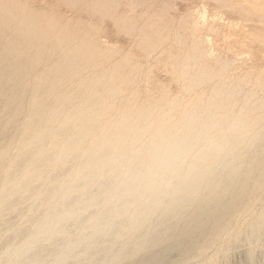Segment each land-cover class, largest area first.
I'll use <instances>...</instances> for the list:
<instances>
[{
    "label": "bare ground",
    "instance_id": "6f19581e",
    "mask_svg": "<svg viewBox=\"0 0 264 264\" xmlns=\"http://www.w3.org/2000/svg\"><path fill=\"white\" fill-rule=\"evenodd\" d=\"M68 1L69 0H67V2ZM71 1H73V0H71ZM63 2H65V1H63ZM74 2L75 3L71 2L70 4L73 3V5H74L79 1L74 0ZM106 2L108 3V0H106ZM112 2L113 1H111V4H112ZM8 3L9 2L7 1L6 2L7 6H8ZM259 3H260V6L258 9H253V11H251L250 9L249 10L254 14H259V15L264 14V0H260ZM65 4L70 5L69 3H65ZM103 4L106 5V3H102V5ZM0 5L2 6V4H0ZM1 6H0V10H2ZM94 6L97 7L96 5H94ZM106 6H102V8L105 7L108 9L111 7V6L110 7H106ZM92 7H93V5H92ZM95 7H93V8H95ZM11 8H12V6H11ZM93 8H92V11H93ZM5 9H7V8H5ZM104 9H103V12H104ZM95 10H98V8ZM2 11H4V10H2ZM14 11H16V10H14ZM3 14L6 15L7 13H3ZM113 14H111V15L109 14V16H114ZM5 15L3 16L1 14V16H2V18L0 19V21H2V23H0L1 25L5 24L4 22H7L8 18H11L13 16V15L10 17L7 16V18H4ZM106 15H107V13H106ZM32 16H34V15H32ZM36 17H38V16L36 15ZM260 17H263V16H260ZM27 18H29V17L27 16ZM27 18H24L25 21H29V20H27ZM38 18H40V16ZM116 18L117 17H115L114 19H116ZM126 18L131 19V18L125 17V20H126ZM49 19L50 18H48L47 20H49ZM258 19H259V17H258ZM3 20H6V21L3 22ZM31 20H32V18H31ZM35 20L37 21L38 19L35 18ZM51 21H52V19H51ZM116 21L117 20H115V22ZM9 22H11V21H9ZM9 22H8V24H12ZM16 22H17V20H16ZM30 22L27 24L22 23V25L24 24V26L22 28H20V31L24 30V32L19 33V35L21 34L22 36L19 37V35H17L18 33L15 34V36L17 35L19 37L20 42H21V40L28 39V38L24 39L25 38L24 35L28 34V32H29L28 28H29V30L31 29L32 31H35V29H34L35 25L32 27L31 26L29 27V25L31 23L33 25V23H35V21L31 22V23ZM48 22H50V21H48ZM162 22H163V20H162ZM18 23H20V22H18ZM116 23H118V22H116ZM125 23H127V21ZM125 23H123V24H125ZM41 24H39V25H41ZM48 24H47V26H48ZM165 24H167V23L165 22ZM5 25H7V23ZM184 25H186V24H184ZM184 25H183V27H184ZM16 26H17V24L15 25V27ZM41 26H43V25H41ZM53 26L56 27V25H53ZM133 26H134V24H132V26H130V27L133 28ZM164 26H160V27L162 28ZM6 27H8V26H6ZM6 27L3 26L2 29L0 30V32L2 33V31H4L3 28L5 29ZM15 27H14V29H16ZM125 27H127V29H128L129 26H125ZM156 27H158V26H156ZM39 28H40L39 30L43 31L41 27H39ZM44 28H46V27H44ZM74 29H76V28H74ZM18 30H19V28H18ZM18 30L16 29V32H20ZM53 30H55V29H53ZM124 30H126V28ZM182 30H185V29L183 28ZM32 31H31V33H32ZM44 31H46V30H44ZM44 31H43V33H44ZM75 31L77 32V30H74V32ZM72 32L73 31H71V33ZM14 33H15V31H14ZM60 33L61 32H59L58 34H60ZM141 33H143V32H141ZM34 34H35V32L33 33V36L29 37V38H31L30 40H33L32 37L34 38ZM72 34H74V33H72ZM144 34L147 36H145L143 38H146V37L148 38V35H150L151 33L146 34V32H145ZM53 35H56V34H53ZM66 35L67 34H64V36H66ZM154 35H156V34H154ZM164 35L166 36V34H164ZM39 36L40 35L38 34V37ZM42 36H45L47 38L50 35L45 34V35H41L39 37L40 40L45 41ZM74 36H77V35H74ZM160 36H162V35H160ZM180 36H177V37L180 39L182 37V36L181 37ZM38 37H35V38H38ZM61 37L62 36H60V38ZM67 37H69V36L67 35ZM17 38H16V40H18ZM51 38H52L51 42H54V43H56V41H58L60 39V38H57V40L55 41L54 39L56 38V36H55V38H53V37H51ZM70 38H68V39H70ZM174 38L176 39V37H174ZM47 39H46V41H47ZM12 40H9V42L7 40L5 47H7V49H11L12 51L10 50V52H12V54H13V52L17 53L16 51H19L17 54H19V53L21 54L22 51L20 52V50H21L20 48H22V47H20V45H18V41H17L16 45H18L19 47L15 46V45L14 46L20 50L14 51L13 50L14 48H12L14 46L11 44L12 42L10 43V41H12ZM30 40L28 39L27 41H30ZM160 40H163V39L160 38L158 41H160ZM70 41H71V39H70ZM70 41L68 40L66 42V44H68V42H70ZM151 41L149 42L150 44H151ZM155 41H157V40L155 39ZM195 41L197 42V40H195ZM31 42L32 41H30V43ZM145 42H147V41L145 40ZM196 42H193V43H196ZM8 43L11 44L12 47L10 45H7ZM24 43H26V42L24 41ZM33 43L31 44V46L34 45ZM57 43H59V42H57ZM79 43H81V42H79ZM177 43H178V41H177ZM13 44H15V43L13 42ZM26 44L28 45V43H26ZM60 44L62 45V42ZM66 44L64 45L65 47H66ZM72 44H76V46L79 45L78 43H74V42ZM150 44L148 46H150ZM61 45H59V46H61ZM141 45H143V43ZM153 45H156L155 47H157L156 43H153ZM177 45H179V46L183 45L184 46L183 43L177 44ZM197 45H195V46L197 47ZM9 46L11 48H9ZM35 46H36V44H35ZM51 46H54L52 49L57 47L55 44L52 45V43H51ZM51 46H49V48ZM71 46L72 45H70V46L68 45V47H66V48L68 49ZM73 46H75V45H73ZM82 46H84V45H82ZM28 47H30V46L28 45ZM72 47L70 49H73ZM151 47H152V45H151ZM191 47H193V46H191ZM23 48H22V50H23ZM44 48H45V46H44ZM66 48H65V50H67ZM95 48L97 50V47H95ZM146 48H148V47H145V49ZM4 49H6V48H4ZM59 49H61V48H59ZM70 49H68V50H70ZM83 49H84L83 53H85V54H87V53L92 54L93 53L92 49L90 48V45L88 46L86 44V47ZM149 49H151V48H149ZM8 51H6V52L9 53ZM24 51H28V49L26 50V48H25ZM42 51H43V49L41 50V52ZM59 51H57L58 54H59ZM61 51H60V54H61ZM75 51L76 50L74 48V51H71L70 53L65 52L66 54L69 53L68 55H65V56H67V60L64 61V62L67 61V63L69 64L68 67L66 66L68 69L58 70V71L53 69L56 72L55 71L52 72L53 74H50L47 72L49 75L46 72H43V75H44V73H46V76H39L38 81L36 79L37 86L35 85L36 89L33 90L35 92H33V94H32L33 96L31 95V97H30L31 100L29 99L31 102V105L29 104L30 107H28V105H27L28 110L30 108L29 114L26 112V114H28V116L24 120H22V123L20 122L19 124H17V122L15 124V121H16L15 119H17V117H16L17 114H18V117H20L21 115H19V113L21 114V111H23V110H21L18 113V111L20 109H22L20 107V104L17 103L18 98H19L17 95L20 96V93L19 94L16 93V95H15V93H13V92H17L18 90L25 88L22 85V82L25 81V80H23V79H25L23 77H25L26 74L30 76L31 71L29 72L27 70L30 69L31 66L30 67L26 66L28 68L24 69V67L20 66L22 64L17 65V66L12 65V64H16V61L18 63V60H17L18 57L14 61V63L11 61V60H14V58H16L15 56H17V55L14 54L15 56L12 58L9 54L6 55L5 50L3 52H1L2 55L0 53V56H2V57L7 56V57H5L4 60H8V59L10 60L9 57H11V60H10V63L12 62L11 64L9 63V61H7L8 63L5 61L6 64L3 63L4 60L2 63L0 62V65L3 64V66H2L3 69L8 68L7 69L8 74L11 73V70L9 72V64H10V66L12 65L11 66L12 68H14V66H16L17 67V69L15 68L16 71H18V68L20 66V67H22L21 68L22 70L27 72V73L24 72L25 76L22 73V77L17 78V79L22 78L21 83L15 82L16 84H14L13 83L14 80H12L13 88H12V86H10L12 89L10 90V87H9V92H7L8 94L2 95L3 97L5 95V97H4L5 98V101H4L5 104H4V108H3L4 111L0 112V264H121V263H124L125 260H128L130 258L133 259V258H137V257H138V259L129 260V262H127V264H159L160 262H163L162 260L168 258V256H170V254H172L173 252L179 253L183 258H190L191 256H193L195 254L199 255L202 251H204V245L203 246L199 245L198 247L196 245H194V243H192V242L194 241V239L196 237L203 235V236H207L209 238V240L216 242L220 239L222 233L225 232L224 230H226V228L222 229L226 225L222 224L223 227H221V225L219 224L220 220L219 221L217 220V215H213V213H214L213 211H208L210 209H208L207 207L211 204V202L215 203V201L217 202V199H219L217 203H219L221 205V207L219 206V204L216 203V206H219L220 208L216 207L218 209H215V210H218V212H217V213H219L218 215H222L223 212L230 210V208H232V207L237 206L236 204L240 203V200L241 201L246 200V198L248 197L249 194H251L249 196H252L253 195L252 193H254V190H252L253 191L252 192L250 190L251 189L250 188L249 190L252 193H248V191H246V193H248L247 196L244 197V195H242V193L245 194V191L243 192L242 189L245 190L246 188H248V186L250 187L251 183L249 184L247 181L253 177L250 178L249 177L250 175L245 177L244 175L247 174L246 173L247 171L245 172L243 170H242L243 176L246 179H244L241 172H240V174L242 177H240V175L237 177L239 167L236 168L238 166V164L235 163L236 166H234V162H235V159L238 157V155L240 153H242V151L248 152L247 151L248 149L245 148L246 149L245 150L242 146L244 145L243 142H245L246 139L248 138V137L246 138L247 132L252 128V126H253L252 122H254L255 119L253 121L251 120L252 122L251 121H244V120L242 121L240 118V117H242V115L239 118L238 117L236 118L233 115L234 120L230 121V117H232V116L229 117V116L220 115V116H222V118H219L218 120H216L217 119L216 117L218 116V114H217L218 112L216 110H215V112H213L212 111L213 109L211 110V107H210V109L208 108V110H210V111L208 113H206V115H204V116H201L200 114H199L200 116H196V115H198V114H196V112L194 115V111H193L194 108H193L191 110L193 112L192 113L193 115L192 114L187 115L186 113H189L190 111L183 109L184 111H186V113H183V111L181 110L183 115L180 116L182 114V113H180V115L178 117H181V119L179 121L174 120L175 122L177 121L175 124L170 125V126H166L163 122V124H161L159 126V124L157 125V123L149 124L150 117H151L149 112L152 110V108H154V107H152L153 104L152 105L150 104V107H152V108L149 107L150 110L148 108L146 110L141 109L140 111H138V109H136L137 111H130V110H132V109H130L129 111L124 112L123 114L120 113L121 115H119V116H117L118 114L115 116L114 115L111 116L110 114H112V113H109V115L111 117H116V116L117 117L114 118L111 122H110V120H108L110 122L108 124H106L104 122L108 126L103 127L101 125V122H100L101 119L99 120V118L102 115H105L104 112L106 111V109L107 110H108V108L111 109L112 106L107 107L108 104H106V106L105 105L104 106L107 108L104 109L103 108L104 106H102V105L105 102H103L104 98L102 96L107 95V94L104 95L103 93H105V92L109 93V92H107L106 89H109L111 91L113 89L112 88L113 86H109L110 85L109 84L108 87L106 89H104L105 92L103 91V93H101V91H102L101 89L105 88L104 86H106L105 83H104L105 85L102 83L103 86H102V88H99V90H100V91L98 90L99 92H97L98 88L96 89V91L95 90L92 91L93 88H96L97 85H99L101 83L100 82L101 79L96 78V77L104 76V74L100 75L101 69L98 72L99 76L95 77L92 75L94 77L92 80H90L92 82H89L88 84L86 83V85L88 87L92 88L91 90L89 88H87V89H89L88 93L90 91H92L89 94L86 93L88 95L87 97L92 96V94L94 93V96L90 97L89 99L87 98L88 99L87 101L85 99L86 97L84 98L86 102L83 100V98L78 99V98L82 97L81 96L82 94L86 95L84 92V90L86 91V89H84L83 83H82V81H80V85L82 83L81 86H83V88L81 86H79L78 89H80V87H81L83 89V91L77 90V89L75 90L76 91L75 93L80 95V97L77 96V99L82 101V102H80L81 105H78V103H77V106H79V107H75L73 109L72 105L68 106L69 103H71L70 98H73L74 96H76L74 93H73L74 95L71 94L72 97H70L69 95L66 96L64 91H66L68 87L66 88V90H64V88H63L64 86L62 87L63 89L61 88L63 93H61V91H60L61 89H59V92L53 93L55 91L57 85L62 86V84L60 85L58 83L61 82V80L65 76L70 75V76L76 77V75H78V73L85 67V65H87V64H84L82 62L83 59H85V58H83L82 61H80V60L78 61L77 54H76L77 51L76 52ZM148 51H150V50H148ZM37 52H38V50H37ZM79 53H81V52H79ZM189 53H191V52H189ZM3 54H5V55H3ZM52 54H54V53H52ZM60 54L57 56H61ZM22 55H26V52H23ZM40 55L41 54H39L38 56H40ZM177 55L178 54H176L174 56H177ZM198 55H200V54H198ZM94 56L95 55H93V57ZM98 56H99V54H98ZM174 56H170L169 58L174 57ZM2 57L0 59H2ZM23 57L25 58V56H23ZM23 57L21 56V59H24ZM47 57H48V55H47ZM47 57L45 56V58L43 57V59H46ZM31 58L29 59V62H31V60H32L34 63H36V60L34 61ZM58 58H59L58 60H60V57H58ZM61 58H63V56ZM125 58H127V57L125 56ZM176 58L174 57L171 59L177 61ZM21 59H19V62ZM90 59H91V57H90ZM106 59H108V58H106ZM166 59H168V57ZM62 61L63 60H61V62ZM187 61H189V60H187ZM194 61L197 62L200 60L194 59ZM34 63H32V64L34 65ZM86 63H89V62L86 61ZM178 63L181 64V62H178ZM187 63H186V66H187ZM28 64H31V63H28ZM64 64H66V63H63V66H64ZM205 64H207V63H205ZM24 65H27V64H24ZM123 65H124V63H123ZM167 65H168V63H167ZM170 65H171V63H170ZM201 65H202V62H201ZM36 66H38V65H36ZM58 66L60 68V64ZM131 66H133V65H131ZM184 66H185V64H184ZM55 67H57V66L55 65ZM66 67H64V68H66ZM88 67H86V68H88ZM224 67L225 66L223 65V68ZM60 69H62V68H60ZM178 69H179V67H178ZM181 69H182V67H181ZM195 69H198V68H195ZM53 70H51V71H53ZM172 70H175V67L172 68ZM104 71H106V70H103L102 72L104 73ZM117 71L118 70H116V72ZM120 71H122V70H119L118 73H120ZM180 71H182V70H180ZM200 71L199 72L195 71V72L202 73ZM212 71L216 72V69L213 68ZM212 71H210V73L208 72L207 74H212L211 73ZM224 71L225 70L223 69L222 72H224ZM0 72H2V71H0ZM18 72L17 73L15 72V74H18ZM130 72L131 73L133 72L132 74H134L135 71H130ZM171 72H173V71H171ZM108 73H110L109 74L110 76L112 74H115V73L111 74V72H108ZM131 73H129L128 75L131 76L132 75ZM2 74H3V72L0 75L2 77H4L5 72L3 74L4 76ZM19 74H21V73H19ZM19 74H18V76H21ZM82 74H83V72H82ZM194 74H196V73H193L192 75H194ZM214 74H216V73H214ZM220 74H222V73H220ZM11 75H12V78L10 75H9V78L13 79L14 74H11ZM109 75L105 74V77H103V78L106 79V78H108L106 76H109ZM118 75H120V74H118ZM171 75L174 76V74H171ZM192 75H190V78ZM218 75H219V73H218ZM29 76H26V78L27 77L29 78ZM114 76L115 75H113V77ZM220 76L221 75H219V77ZM113 77H112V79H115ZM181 77H183V75ZM192 77H194V76H192ZM258 77H260V76H258ZM7 78L8 77L6 75V78H4V79L6 80ZM78 78L80 79V77L77 76V79ZM90 78H92V77H90ZM90 78L86 79V81L89 80ZM116 78H118V77H116ZM195 78L198 80V82H200L199 79H201V76H196ZM213 78H216V75H214V77H212V80H214ZM11 79H9V80H11ZM70 79L71 78H69V80ZM104 79H102V80H104ZM178 79L180 80V78H178ZM210 79L211 78H209L207 80H210ZM247 79H245V81ZM9 80L7 79V81H4V80L0 79V86L2 87L4 85L3 87H6L8 90L7 85H8ZM15 80H16V77H15ZM181 80H183V79H181ZM256 80H258V79H256ZM120 81H122V80L120 79ZM189 81H191V80H189ZM193 81L194 80H192L191 82H193ZM214 81H212V82H214ZM62 82H64V81H62ZM70 82H71V80H70ZM70 82H68V83L70 84ZM75 82L78 83L77 81H75ZM85 82H84V85H85ZM111 82H112V80H111ZM126 82H128V80ZM195 82H196V80H195ZM204 82L202 81L201 84H204ZM247 82H245V83L248 85ZM72 83H74V79H73ZM113 83H114V81H113ZM209 83H211V81H209ZM19 84H21L23 86V87L20 86L21 87L20 89L18 88V86L17 87L14 86V85H19ZM102 84H100V87ZM118 84H119V81H118ZM126 84L127 83H125L123 85H126ZM186 84H188V83H186ZM237 84L238 83H236V85ZM252 84H254V83H252ZM86 85H85V88H86ZM195 85H198V84L195 83ZM212 85L210 86L211 88H212ZM214 85H216V84L214 83ZM219 85H220V80H219ZM231 85H233V83ZM234 85H235V83H234ZM76 86L78 87V85L75 84L74 88ZM189 86H191V85H189ZM198 86H200V85H198ZM198 86H196V87H198ZM220 86L226 87V85H220ZM239 86L241 87V85H237L238 90H239ZM14 87L18 88V90L17 91L14 90L12 92V90L15 89ZM115 87L118 88L119 85L115 86ZM121 87H123V86L121 85ZM242 87H244V86H242ZM232 88H233V86H232ZM0 89L2 91V88H0ZM25 89L20 90V91H24ZM119 89L121 90L120 87H119ZM188 89H186V91ZM234 89L236 90V87L233 88V91H234ZM210 90H209V92H210ZM213 90H211V91H213ZM219 90L221 91V89L216 88L215 92H214L215 94H217L216 95L217 97L221 94V93L219 94ZM20 91H18V92H20ZM78 91H80V92L78 93ZM114 91L117 92V90H114ZM114 91H112L111 95H108V98L110 96L113 97L112 94L115 95V93H113ZM223 91H221V92H223ZM230 91H232V90L228 89L227 92H230ZM240 91H241V88H240ZM96 92L98 94L101 93L102 95L101 96L99 95V97H96V95H97ZM246 92H244V94ZM4 93H6V91H4ZM80 93H82V94H80ZM214 93H213V95H215ZM224 93H226V90L222 94H224ZM236 93H238V92H236ZM251 93L252 92H250L249 94L251 95ZM240 94H241V92H240ZM256 94H258V93H256ZM22 95H24V94H21V96ZM227 95H229V97L231 96V98H232L231 94L228 93ZM227 95L224 94L222 96H226V99L228 101L229 98ZM21 96H20V98H22ZM235 96L236 95H234V98H235ZM132 97H134V96H132ZM149 97H151V96H149ZM245 98H246V96H245ZM77 99H76V102L78 101ZM107 99H106V101L109 104L114 103V102H112V101H114V100H112L113 98H111L112 101L107 100ZM165 99H163V101ZM221 99H223V98H221ZM239 99H241V98H239ZM251 99H253V98H251ZM157 100L158 99H155L156 102H157ZM214 100L216 102V99H214ZM214 100H213V102H214ZM223 100H225V98ZM234 100H236V99H234ZM245 100H243V101H245ZM247 100H250V97H247ZM261 100L262 99H259L260 102L264 101V100H262V101ZM131 101L132 100H130L129 102H131ZM205 101H202V102H205ZM126 102H128V100L125 101V103ZM158 102H161V101H158ZM213 102H210L213 104L211 106H212V108H216L218 106V103H213ZM254 102L256 103V101H254ZM0 103L3 104L1 101H0ZM22 103H24V102H22ZM147 103H150V102H147ZM220 103L221 102H219L220 107H222L221 105L225 106V104H220ZM232 103H234V102H232ZM235 103L237 104L236 101H235ZM251 103H252V101H251ZM207 104H208V102H207ZM258 104L260 105V103H258ZM261 104H263V102ZM74 105L76 106V104H74ZM110 105H113V104H110ZM123 105H124V103H123ZM123 105H121V106H123ZM125 105H127V103ZM193 105L194 104H192L191 106L193 107ZM195 105H198V104H195ZM248 105H249V102L247 104V107H251ZM253 105L256 106L257 104H253ZM22 106H23V104H22ZM99 106H102L101 108H99L100 112H99V110H95V112H90L93 108L98 109ZM121 106H119V107H121ZM177 106H175L174 108H176ZM239 106L237 109H239ZM67 107L69 109L70 108H72V109L66 110ZM115 107H117V106L114 105L113 109L119 111L118 109H120V108L119 107L115 108ZM139 107H140V105H139ZM146 107H148V106H145V108ZM156 107L160 108L157 105H156ZM205 107H207V106L205 105ZM261 107H262V105H261ZM26 108L24 110H26ZM253 108H255V107H253ZM253 108L251 107V109H253ZM56 109H59L60 112H58ZM113 109H111V111ZM217 109L219 110V107ZM225 109H226V107H225ZM259 109L262 110L261 108H258L257 110H259ZM61 110H62V112H61ZM154 110L156 113V108ZM232 110H234V109H232ZM254 110H253V112H254ZM96 111H98V112H96ZM101 111H103V112H101ZM202 111H203V108H202ZM202 111H200V112L202 113ZM229 111H231V110H229ZM243 111H244V109H243ZM112 112H114V111H112ZM165 112L168 113V111H165ZM231 112H233V111H231ZM255 112H257V111H255ZM155 113H154V115H155ZM222 113H225V112H222ZM239 113H242L241 110ZM106 115L108 117V114H106ZM154 115H152V118H153V120L157 121L156 116H154ZM156 115H157V113H156ZM236 115H237V113H236ZM246 115L248 116V114H246ZM243 118H244V116H243ZM262 118L264 119V116ZM153 120H151V121H153ZM160 120H161V118H160ZM261 120L262 119H259V121H260L259 123H261ZM72 123L75 124V127H76V125H78L76 127V129H74V130H72L73 129L72 127H74V125ZM172 123H174V122H172ZM259 123H256V125ZM70 124H71V126L73 125L71 128L69 126ZM155 125L157 126V128H156V130H154V133L152 135L151 134L148 135L149 134L148 130L151 129V127L153 129V127H155ZM8 127L10 128L8 134H3L5 132L4 130H7ZM211 129L212 130L214 129L216 132H218L216 129H219V131L221 129H224V132H227V134H225V135L223 134L226 137L222 136V138H220L218 140H215L216 135L215 136L212 135V136H214L215 141H212V142L215 144V147H213L209 150L207 148V146H204L202 144H203V142H205L203 137H209L208 132ZM252 129H251V132H248L249 133L248 135H250V133L252 135ZM261 130H263V129L258 130L259 132H257V130H256V132L258 134H260L263 132V131L260 132ZM158 133L163 134L166 137H176L178 139L179 143H181L182 145L188 146L189 148H191L192 151H194V155H193L192 151H191L192 154L189 155V156H191V158H190V163L188 164V166L186 165L187 167L183 166V165H185L183 163L186 161V159H183L182 161H177L171 165H166V166H160L159 164H157V162L155 160V156H154L155 148L153 147V145H154V143L159 142L157 139ZM214 133H212V134H214ZM222 133H223V131H222ZM253 134H254L253 135L254 137L257 135V134H255V132ZM251 135L249 136L250 138L252 137ZM145 136H148V138ZM260 136H261V134H260ZM262 137H263V135H262ZM262 137H259L262 139V140L260 139L259 142L264 140ZM210 138H213V137H210ZM250 138H248L247 144H245L244 147L245 146L249 147L248 142H250L252 144L253 139L255 141L258 138V135L255 138H251V139ZM89 139H90V141L87 142V140H89ZM244 139H245V141H244ZM249 139L252 141H250ZM256 142L258 144L262 143V142L259 143L258 141H256ZM86 143H88V147L84 146V144H86ZM257 143L254 142L253 144L256 145ZM13 144H14V146H12ZM200 144H201V146H203V148H199ZM253 144H252V146H253ZM11 146L14 147L13 153H11V152L9 153V150L12 149V148H10ZM83 146H84V148H87V149H85V151H82L83 152L82 153L81 149ZM252 146L250 145V147H252ZM263 149H264V147H263ZM80 152H81V154H80ZM245 155H246V153H245ZM240 156L241 155H239V157ZM227 158L230 161H227V160L224 161ZM241 158L242 157H240L239 159H241ZM253 158H254V156L251 159H253ZM187 159L189 161V157H187ZM241 160L243 161V158ZM247 160H249V159H247ZM255 162L256 161H254V163ZM243 163H245V162H243ZM246 163L248 164V161ZM250 163L253 164V160H251V161L249 160V164ZM262 165H263V163H262ZM249 166H252V165H248V167ZM183 167H186V168H183ZM219 167H220V169H223V170H224V168L226 169V171L224 170L225 171L224 174H223V171L219 170ZM234 167L238 170H236ZM242 168H244V167H242ZM249 169H247V170L251 171L252 167L251 168L249 167ZM244 172L246 174H244ZM263 175H264V173H263ZM239 177L241 178V180H239ZM242 178H243V180H242ZM260 178H262V177H260ZM253 180L251 179V180H249V182L253 181L254 186L257 183H258L257 186H262L258 182L259 180H257V179H253ZM255 180H257V182ZM253 185H252V189H254ZM257 186H255V188ZM235 189H237V190L235 191ZM259 189H256V190L258 191ZM256 190H255V192H256ZM231 191H234V192H232V196L230 197ZM241 195H242V197H240ZM243 197L245 199L242 200L241 198H243ZM248 200L250 201V198ZM219 201H221L223 203L221 204ZM246 202H248V201H246ZM15 205H17L19 208L18 209L14 208ZM246 206H250V203H249V205L247 204ZM13 208L16 210L14 211ZM40 208H43V210H39ZM206 208L208 210H206ZM6 214H8L9 216L14 214L17 217L18 216L22 217L23 223H21V225L20 224L15 225V222L12 220L13 218L12 219L6 218V216H7ZM261 215H262V212H261V214H259V215L257 214V216H255V218H256L255 220H257V221L255 222V226L253 227V233H251V236L253 234L256 236L255 233H259L258 236H262L260 234H264V213L262 216ZM257 217H259V218L257 219ZM210 218H212L213 221H212L211 226L208 225V226H210L208 229L207 224H208ZM221 222H223V221H221ZM251 225H252V222H251ZM249 227H251V226H249ZM249 227H248V229H250ZM248 232H251V230L250 231L248 230ZM248 234L250 236V233H248ZM262 238H263V236H262ZM256 239H257V237H256ZM169 240H170L169 244H167V245L165 244L166 246L164 248H161V245L163 243H165L166 241H169ZM156 248H158V249L160 248L161 250L156 251L155 250ZM142 254H146V255L140 257V255H142ZM210 263H212V262H210ZM212 264H214V263H212Z\"/></svg>",
    "mask_w": 264,
    "mask_h": 264
},
{
    "label": "rangeland",
    "instance_id": "374dc122",
    "mask_svg": "<svg viewBox=\"0 0 264 264\" xmlns=\"http://www.w3.org/2000/svg\"><path fill=\"white\" fill-rule=\"evenodd\" d=\"M7 1L9 2L8 6L6 4ZM63 1H65V2H63ZM63 1L62 0H11V1L10 0H0V4H2V6L1 5L0 6H1L2 10H4V11L0 10V19L2 18L1 14L3 16L5 15L3 13H7L4 18H7V16L10 17L13 15L11 18H8V20L11 22H9L8 20H7V22H4L6 20H3V22L5 24L7 23V25H5V24L1 25L0 24V30L2 29L3 26H5V27L8 26L5 29L3 28L4 31H2V33L0 32V34H1L0 35V53L5 50L6 55L9 54L12 58L15 55H17V56H15L16 58H14V60H11V57H9L13 63L18 57V59H17L18 63L16 61V64H12V65L17 66V65L22 64L20 66L24 67V69L28 68L26 66H29V67L31 66L30 67L31 70L30 69L27 70L29 72L31 71L30 76L26 74V76H29V78L28 77L26 78V76L24 74L25 71L21 69L22 67L19 66V68H18L19 72H18V71H16V69H17L16 66H14V68L11 67L12 65L10 66V64L12 62L10 63L9 59L4 60L5 57H7V56H3V57L0 56V58L2 57V59H0L1 63L3 62V60H4L3 63H5V64L7 61H9V63H10L9 64V72L11 70V73L8 74L7 73L8 68L3 69V67H2L3 64H1L0 65V68H1L0 71H2L3 74L5 72V74H4L5 76L3 74L2 75L4 77H2L0 75L1 76L0 79L7 81V79L9 80L12 78L11 74H14L13 79L9 80V82H8V85H7L8 90L6 87H3L4 85L2 87L0 86V88H2V91L0 89V94H1L0 95V101L3 103V104L0 103V112L4 111L3 110L4 104H5V102H4L5 98L4 97L6 94H8L7 92H9V87L12 86V88H13V83L16 84L15 82H18V83L22 82V78L17 79L19 77H22V73L25 76V77H23V78H25V79H23L25 81L22 82V85L26 89L23 88L25 90L20 91V90H23V89H20L23 86L21 84H19V85H14V86L15 87L18 86V88L20 90H18V88H15V87H14L15 89L12 90V92L14 90L20 91V92H18V91L13 92V93H15V95H16V93L17 94L20 93V96H21V94H24L21 96L23 99L20 98L19 95H17L19 97L17 103L20 104V107L22 108L18 111V113L21 110H23V111H21V114L19 113V115H21L20 117H18V114H17V116H16L17 119H15L16 120L15 124H16V122H17V124H19L20 122L22 123V120H24L28 116L29 111H30V108L28 110V107H30L29 104L31 105V102H30L31 98L30 97L33 94V92H35L33 90L36 89L37 81L39 80V76H46L47 72L50 74H53L52 72H54L55 70L58 71V70L68 69L67 67L69 64L67 63V61L64 62L65 60H67V56H65V55H68L71 51H74V48H75V50L77 51V52L76 51L75 52L77 54L78 61L79 60L82 61V59L85 58V59H83L82 62L84 64H87L89 67L87 65H85V67L82 69L83 71L81 70L78 73V75H76V77L70 76V75L65 76L63 78L64 80L63 79L61 80V82L64 81L65 83L59 82L58 84H60V85L62 84V86L57 85V87L53 93L59 92V89H61L63 86H64L63 87L64 90H66V88L68 87L69 89L67 88L66 91H64V90L63 91L65 92L66 96L69 95L70 97H72L71 94H73V93L76 95L73 98H70L71 103H69V105H68V106L72 105L73 106L72 108L74 109L75 107H79V106H77V103H78V105H81L80 102H82V101L78 100V99L83 98L84 101H85V99L87 101L90 97L94 96V93L92 94V96H90L91 95L90 94L89 95L90 97H87L88 96L87 94L91 93L94 90L96 91L97 88H98L97 92H99L100 91L99 88H102L104 83L106 84V86H104L105 88L101 89L102 90L101 93H103V91L105 92L104 89H106L109 84H110L109 86H113L112 87L113 89L111 91L109 89H106L107 92H109V93H106V92L103 93L104 95L105 94H107V95L102 96L104 98L103 102H105L102 106H104V105L106 106V104H108L107 107L112 106L111 109H113L114 105L117 107L123 105V103H124V105L121 106L122 108L119 107L120 109H118V110L120 112L115 110V109H113L112 111H114V112H112L110 108H108V110H107L106 109L107 107H105V106L103 107L104 109H106V111L104 112L105 115H102L99 118V120L101 119L100 122H101V125L103 127L108 126L106 124L110 123L114 118L123 114L126 111H129L130 109H132L130 111H137L136 109H138V111H140L141 109L146 110L150 107V104L151 105L153 104L152 107H154V108L150 107V108H152V110L149 112L150 116H151L149 124L157 123V125L159 124V126L161 124H163V122L166 126H170V125L175 124L177 121H179L181 119V117H178L180 115V113H182V111H183V113H186V111H184V110L190 111L191 113L190 112L186 113L187 115H190L193 113L191 110L194 108V110H193L194 115L196 112V114H198L196 116H200V115L204 116V115H206V113H208L210 111V110H208V108L210 109V107H211V110L213 109L212 110L213 112H215V110L218 112L217 113L218 116L216 117L217 118L216 120H218L219 118H222V116H220V115L229 116V117L232 116V117H230V121L234 120V117L239 118L241 115H242V117H240V118L242 121L243 120L244 121H251V120L253 121L255 119L254 122L251 121L253 123L252 124L253 129L251 128L252 129V135L250 133V135L252 136L251 138H255L257 135L259 138V137H262V135H263L262 138L264 139V119L262 118L264 116V101H262V100H264V14L259 15V14H254L251 12V11H253V9L259 8L260 0H108V3L106 2V0H76L79 2H77L74 5H73V3H75L74 0L73 1L69 0L68 2H67V0H63ZM70 1L73 3L70 4L71 3ZM111 1H113L112 4H111ZM65 3H69L70 5H67ZM98 3L99 4L101 3V4L99 5ZM102 3H106L107 6L104 4L102 5ZM92 5H93V7H95L94 5H96L97 7L93 8ZM11 6H12V8H11ZM102 6H106V7L111 6V7L107 9L105 7L102 8ZM5 8H7V9H5ZM92 8H93V11H92ZM97 8H98V10H95ZM103 9H104L105 13L103 12ZM14 10H16V11H14ZM106 13H107V15H106ZM109 14L110 15L113 14L114 16H109ZM32 15H34V16H32ZM36 15L38 17L40 16L41 19L36 17ZM254 15L255 16L257 15V16L255 17ZM27 16L29 18H27ZM260 16H263V17H260ZM115 17H117V18L119 17V18L114 19ZM125 17L131 18V19L126 18V20H125ZM258 17H259V19H258ZM24 18H27V20H29V21H25ZM31 18H32V20H31ZM35 18H37L38 20L36 21ZM48 18H50V19L47 20ZM51 19H52V21H51ZM16 20H17V22H16ZM115 20H117L116 22H118V23H116ZM162 20H163V22H162ZM30 21L31 22L35 21V23H33V25H32V23ZM48 21H50V22H48ZM126 21H127V23H125ZM8 22L12 23V24H8ZM18 22H20V23H18ZM29 22L31 23L29 25V27L30 26L32 27L35 25L34 26L35 31H32L31 29L29 30V28H28L29 32H28V34L24 35L25 36L24 39L28 38L30 40L31 38H29V37L33 36V33L35 32L34 38L32 37L33 40H30V41H32L31 43H30V41H27L28 39L21 40V42H20L19 37L22 35L21 34L19 35V33L24 32V30L20 31V28H22L25 23L27 24ZM165 22L168 25L165 24ZM0 23H2V21H0ZM22 23H24V24L22 25ZM123 23H125V24H123ZM16 24H17V26L15 27ZM39 24H41L43 26H41ZM47 24H48V26H47ZM132 24H134L133 28L130 27V26H132ZM184 24H186V25H184ZM53 25H56V27ZM159 25L164 26V27L161 28ZM183 25H184V27H183ZM125 26H129L128 29ZM156 26H158V27H156ZM14 27L17 30L19 28L18 31H20V32H16V29H14ZM39 27H41L43 31L44 30H46V31H44V33H43V31L39 30L40 29ZM44 27H46L47 29ZM74 28H76V29H74ZM125 28H126V30H124ZM183 28L185 30H182ZM53 29H55V30H53ZM74 30H77V32L76 31L74 32ZM14 31H15V33H14ZM31 31H32V33H31ZM71 31H73L72 33H74V34H72ZM59 32H61L60 33L61 35L58 34ZM141 32H143V33H141ZM145 32H146V34L151 33L150 35H148V38L147 37L143 38V37L147 36L144 34ZM16 33H18L17 35H19V37L17 35L15 36ZM38 34L40 36L45 35V34H49L50 36H48L49 38L47 37L48 39L45 36H42L43 39L45 40V41H43V40H40V38H39L40 36L38 37ZM53 34H56V35H53ZM64 34H67L69 37H67V35L64 36ZM154 34H156V35H154ZM164 34H166V36ZM74 35H77V36H74ZM160 35H162V36H160ZM55 36H56V38H55ZM60 36H62V37L60 38ZM177 36H180L181 38L179 39ZM35 37H38V38H35ZM51 37L55 38L54 39L55 41L57 40V38H60V39L58 41H56V43H54V42H51L52 41ZM174 37H176V39ZM16 38L18 40H16ZM68 38H70L71 41ZM160 38L163 39V40H160L161 42L158 41ZM46 39H47V41H46ZM155 39L157 41H155ZM7 40H8V42H9V40H12V41H10V43L12 42L11 44L13 46L15 45V46L19 47L18 45H20V47H22V48L24 47L23 50H22V48H20L21 49L20 50L15 46L12 47L11 44H9V43L7 44V45H10L12 48H14L13 49L14 51L15 50H20V52L22 51L21 54L20 53L17 54L19 51H16L17 53L13 52V54H12V52H10L11 49H7V47H5ZM68 40L70 42H68V44H66V42ZM145 40L147 42H145ZM195 40H197V42ZM17 41H18V45H16ZM24 41L26 43H28V45L30 47H28V45L26 43H24ZM150 41H151V44L149 43ZM177 41H178V43H177ZM13 42L15 44H13ZM57 42H59V43H57ZM61 42H62V45L60 44ZM73 42L78 43L79 44V45H77L78 47L76 46V44H72ZM79 42H81V43H79ZM193 42H196V43H193ZM32 43L34 44L33 46H31ZM51 43H52V45L55 44L57 47L52 49L54 46H51ZM142 43H143V45H141ZM153 43H156L157 47H155L156 45H153ZM182 43L184 44V46L183 45H181V46L177 45V44H182ZM35 44H36V46H35ZM65 44H66V47H68V45L69 46L75 45V46H73V47L71 46L73 49H70L71 47H69L68 49H70L71 50L70 51L64 46ZM86 44L88 46L90 45V48L93 51L92 54L83 53V50H84L83 48L86 47ZM149 44H150V46H148ZM59 45H61V46H59ZM82 45H84V46H82ZM151 45H152V47H151ZM195 45H197V47ZM10 46H9V48H11ZM44 46H45V48H44ZM49 46H51V47L49 48ZM191 46H193V47H191ZM95 47H97V50ZM145 47H148V48L145 49ZM4 48H6V49H4ZM25 48H26V50L28 49V51H24ZM59 48H61V49H59ZM65 48L67 50H65ZM149 48H151V49H149ZM42 49H43V51L41 52ZM37 50H38V52H37ZM59 50L60 51L62 50L61 54H60ZM148 50H150V51H148ZM6 51H8L9 53H7ZM57 51H59V54L61 56H57V55H59L57 53ZM23 52H26V55H22ZM65 52L66 53L69 52V53L66 54ZM79 52H81V53H79ZM189 52H191V53H189ZM52 53H54V54H52ZM39 54H41V55L38 56ZM98 54H99V56H98ZM176 54H178L179 56L178 55H177L178 57L174 56ZM198 54H200V55H198ZM1 55H2V53H1ZM3 55H5V54H3ZM47 55H48V57H47ZM93 55H95L94 56L95 58L93 57ZM21 56L22 57L25 56V58L23 57L24 59H21ZM45 56L47 57L46 58L47 60L43 59V57L45 58ZM62 56H63V58H61ZM125 56L127 58H125ZM170 56H174L175 58L177 57L176 58L177 61L171 59L174 57L169 58ZM58 57H60V60H58L59 59ZM90 57H91V59H90ZM167 57H168V59H166ZM30 58L33 59L34 61L36 60V63H34L32 60H31V62H29ZM106 58H108V59H106ZM19 59H21L20 62H19ZM194 59L200 60V61L195 62ZM61 60H63V61L61 62ZM85 60L89 63H86ZM187 60H189V61H187ZM166 62L168 63V65ZM178 62H181V64H179ZM185 62L186 63L188 62L187 66H186ZM201 62H202V65H201ZM28 63H31V64L34 63V65L32 64L33 65L32 66L31 64H28ZM63 63H66V64H64V66H63ZM123 63H124V65H123ZM170 63L173 67L170 65ZM205 63H207V64H205ZM24 64H27V65H24ZM59 64H60V68H62V69L59 68V66H58ZM184 64H185V66H184ZM36 65H38V66H36ZM55 65L57 67H55ZM131 65H133V66H131ZM223 65L225 66L224 68H223ZM177 66L179 67V69ZM64 67H66V68H64ZM86 67H88V68H86ZM174 67H175L176 71L172 70V68H174ZM181 67H182V69H181ZM194 67L198 68V69H195ZM212 67L216 69V72L212 71L213 70ZM53 69H55V70H53ZM100 69H101L100 75L104 74V76H99L98 72L100 71ZM223 69L225 70L224 72H222ZM51 70H53V71H51ZM103 70H106V71H104V73H103L102 72ZM116 70H118V71L116 72ZM119 70H122V71H120V73H118ZM180 70H182V71H180ZM14 71L16 73L18 72V74L21 73V74H19L21 76H18V74H15ZM130 71H135V72H134V74H132L133 72L131 73ZM171 71H173L174 73ZM195 71H198V72L200 71L202 73H197ZM210 71H212L211 72L212 74H207L208 72L210 73ZM2 72H0V74ZM43 72H46V73H44V75H43ZM82 72H83V74H82ZM108 72H111V74L112 73H115V74H112L110 76L109 75L110 73H108ZM217 72L219 73V75H221L220 77H219ZM25 73H27V72H25ZM117 73L120 75H118ZM129 73H131L132 75L129 76L128 75ZM193 73H196V74L192 75ZM214 73H216V74H214ZM220 73H222L223 75ZM105 74L109 75V76H106V77H108L106 79L103 78V77H105ZM171 74H174V76H172ZM6 75L8 78L5 80L4 78H6ZM9 75L11 76V78H9ZM92 75L95 77L99 76L96 78L101 79L100 84L103 83L101 85V87L99 84V85H97V87L95 86L96 88L92 89L86 85V83L88 84L89 82H92V81H90L94 78ZM113 75H115V76L113 77ZM182 75L184 78L181 77ZM190 75H192L194 77L191 76V78H190ZM214 75H216V78H213L215 81L212 80V77H214ZM77 76L80 77V79L78 78L79 80L77 79ZM196 76H201V79H199L200 82H198V80L195 78ZM258 76H260V77H258ZM15 77H16V80H15ZM90 77H92V78H90ZM112 77L115 79H112ZM116 77H118V78H116ZM69 78H71L70 79L71 82H70ZM88 78H90V79L86 81V79H88ZM178 78H180V80ZM209 78H211V79L207 80ZM36 79H37V81H36ZM73 79H74V83H72ZM102 79H104L105 81ZM110 79L112 80V82ZM120 79L122 81H120ZM181 79H183V80H181ZM245 79H247V80L245 81ZM256 79H258V80H256ZM12 80H14L13 83H12ZM127 80L129 83L126 82ZM189 80H191V81L194 80V81L191 82ZM195 80H196V82H195ZM201 80L203 82L205 81L204 84H201L202 83ZM219 80H220V85H226V87L220 86ZM75 81H77L78 83H76ZM80 81H82L84 89H86V91L84 90L85 94L87 93L86 95L80 93V94H82L81 95L82 97H80L79 94L75 93L76 89L83 91V89H82L83 86H81L82 83L80 85ZM113 81L115 84L113 83ZM118 81H119V84H118ZM209 81H211V83H209ZM212 81H214V82H212ZM68 82H70V84ZM84 82H85L86 88H85ZM245 82H247L248 85ZM125 83H127V84L123 85ZM186 83H188V84H186ZM195 83H197L200 86L195 85ZM214 83L216 85H214ZM232 83H233V85H231ZM234 83H235V85H234ZM236 83H238L237 85H241V87L239 86V90H238ZM252 83H254V84H252ZM75 84L78 85V87L76 86L77 88L76 87L74 88ZM118 85L121 88V90L119 89V87L118 88L115 87ZM121 85L123 87H121ZM189 85H191V86H189ZM211 85H212V88L210 87ZM79 86H81L82 88L80 87V89H78ZM196 86H198V87H196ZM232 86H233V88L236 87V90L234 89V91H233ZM242 86H244V87H242ZM12 88L10 87V90ZM87 88H89L90 90L92 89V91H90L88 93L89 89H87ZM185 88L188 89L189 91L188 90L186 91ZM216 88L221 89V91L224 90L223 92H225V90H226V93H224V94L227 95L229 93L232 95V98H231V96L229 97V95H227L228 98L230 99V100L228 99V101H227L226 96H222L224 94H222L223 92H221L220 90H219V94L221 93L222 95L220 94L221 96L219 95L220 97L219 96L217 97L216 96L217 94L214 93ZM240 88H241V91H240ZM62 89L60 90L61 93H63ZM210 89L211 90L214 89V90L211 91ZM228 89L229 90L231 89L232 91L227 92ZM114 90H117V92ZM209 90H210V92H209ZM4 91H6V93H4ZM112 91H114L113 93H115V95L112 94L113 97H111V96L110 97L113 98L112 100H114V101H112L110 97H109L110 99L108 98V95H111ZM239 91L241 92V94ZM79 92L80 91H78V93ZM236 92H238V93H236ZM244 92H246V93L244 94ZM250 92H252L251 93L252 96L249 94ZM101 93H99V94L97 93L96 97H99V95L101 96L102 95ZM213 93L215 95H213ZM256 93H258V94H256ZM3 94H5L4 97L2 96ZM233 94L236 95L235 98H234ZM77 96H79L80 98L77 99ZM132 96H134L135 98ZM149 96H151V97H149ZM245 96H246V98H245ZM247 97H250V100L252 101V103L250 100H247ZM221 98H223V99L225 98V100H223ZM233 98L236 100H234ZM239 98H241V99H239ZM251 98H253V99H251ZM258 98L262 99L261 101L263 102V104H261L262 102H260ZM76 99L78 100L77 102H76ZM106 99L114 102V103H110L113 105H110L106 101ZM155 99H158L157 102L155 101ZM163 99H165V100L163 101ZM214 99H216V102ZM242 99L243 100L246 99L245 101L247 103L245 101H243ZM127 100H128V102L130 100H132L131 101L132 103L126 102L127 105H125L126 104L125 101H127ZM213 100H214V102H213ZM158 101H161L162 103L158 102ZM202 101H205V102H202ZM235 101L237 102L238 105L235 103ZM254 101H256V103ZM22 102H24V103H22ZM147 102H150V103H147ZM207 102H208V104H207ZM210 102L218 103V106L216 108H212L211 105H213V104ZM219 102H221L220 104H225V106L221 105L223 108L220 107ZM232 102H234V103H232ZM248 102H249L248 106H251L252 108L255 107V108L251 109V107H247ZM203 103L207 107H205V105ZM239 103L241 105L242 104L243 105L241 106ZM258 103H260V105ZM22 104H23V106H22ZM74 104H76V106ZM155 104L157 106H159L160 108L156 107ZM192 104H194L193 107L191 106ZM195 104H198V105H195ZM253 104H257V105L255 106ZM27 105H28V107H27ZM139 105H140V107H139ZM261 105H262V107H261ZM102 106H99L98 109L93 108L90 112H95V110H99V112H100L99 108H101ZM145 106H148V107L145 108ZM175 106H177V107L174 108ZM238 106H239V109L241 110L242 113H239L240 110L237 109ZM117 107H115V108H117ZM218 107H219V110L217 109ZM225 107H226V109H225ZM257 107L261 108L263 111L260 109L257 110L258 109ZM25 108H26V110H24ZM72 108H70V109H72ZM150 108H149V110H150ZM155 108H156L157 115H156L155 110H154ZM202 108H203V111H202ZM67 109L70 110L68 107L66 108V110ZM232 109H234V110H232ZM243 109H244V111H243ZM56 110L58 112H60L59 109H56ZM229 110H231L233 112H231ZM253 110H254V112H253ZM165 111H168V113ZM200 111H202V113ZM255 111H257V112H255ZM26 112L28 114H26ZM61 112H62V110H61ZM96 112H98V111H96ZM101 112H103V111H101ZM222 112H225V113H222ZM109 113H112V114H110L111 116H113V115L115 116L117 114L118 115L116 117H111L109 115ZM154 113H155V115H154ZM183 113L180 116H182ZM236 113H237V115H236ZM245 113L248 114V116ZM106 114H108V117ZM152 115L156 116L157 121L153 120ZM233 115H234V117H233ZM243 116H244V118H243ZM160 118H161V120H160ZM259 119H262L261 123H259L260 122ZM108 120H110V122ZM151 120H153L154 122ZM174 120H177V121L175 122ZM172 122H174V123H172ZM256 123H259V124L256 125ZM72 124L74 125V127H72L73 125L71 126V124H70L69 125L70 128L72 127L73 128L72 130L76 129V127L78 125H76V127H75V124L74 123H72ZM156 128H157L156 125H155V127H153V129L151 127V129L148 130L149 134L148 133L147 134L152 135L154 133V130H156ZM251 129L248 132H251ZM260 129H263L260 131V132L263 131L262 133H260L261 136H260V134L257 133V132H259L258 130H260ZM9 130H10V128L8 127L7 130H4L5 132L3 134H8ZM216 130L218 132H216L214 129L209 130V132H208L209 137H207V139H209L211 141H215V140L222 138V136L226 137L224 135L227 134V132H224V129H221L220 131H219V129H216ZM256 130H257V132H256ZM222 131H223V133H222ZM253 131L255 132V134H257L255 137L253 136L254 135ZM248 132H247V135L249 134ZM212 133H214V134H212ZM212 135H214V136L216 135L215 140H214V136H212ZM247 135H246V138L247 137L250 138L249 137L250 135H248V136ZM145 137L148 138V136H145ZM210 137H213V138H210ZM248 138L246 139V141L244 139V141L246 142V143L243 142L244 145L247 144ZM258 138L255 141H254V139H253V141L250 139L249 140L252 141V144H253L254 142L257 143L256 141L259 142V140L261 138H259V139ZM89 141H90V139L87 140V142H89ZM260 142H262L263 144L261 143L262 144L261 145V144L257 143L256 145L253 144V146H252V144L250 142H248L249 147H246V146L244 147V145H243L242 147L244 149L245 148L248 149L247 150L248 152L242 151V153L239 154V155H241L240 157L243 158V161L241 160L242 158L239 159L240 158L239 155L235 159V162L233 161L234 166H236V164H238V166L236 168L239 167V170L234 167L236 170H238L237 177L239 175H240V177L243 176L242 170L245 172L247 171L246 172L247 174L244 172V174H246V175H244L245 177L250 175L249 176L250 178L253 177V178H251L252 180L257 179V180H259L258 182L260 183V185H262V186H257L258 185V183H257L255 186H257L258 188L257 187L255 188V186L253 185L254 180L252 182L251 181L249 182V180H251V179H249L247 177L249 179L247 182L249 184L251 183L254 186L253 187L254 189H252V185L250 184V187L248 186V188H246L245 190L242 189L243 192L245 191L246 195L243 194L242 192L241 193H242V195H244V197H246L248 193H252L253 192L252 190H254V193H252L253 194L252 196H249L251 194L248 195V197L250 198V201L248 200L249 199L248 197H247L248 199L246 198V200H243V199H245L243 197V198H241L243 201L240 200V203L242 202L241 204L237 203L236 204L237 206L232 207V208H230V210L223 212L222 215H218L219 214V213H217L218 210H215V209H218L221 207V205L219 203H217L219 199H217V202L215 201V203H212V202H211V204L209 203L210 205L207 208L210 210H208L206 208V210H208V211H213L214 212L213 215H217V220L218 221L220 220L219 224L221 225V227H223V225H226V226H224V228H222V229L226 228V230H224L225 232L222 233V235L219 239L220 241L218 240V241H216L217 242L216 243L212 240H209V238L207 236H203V235L198 236L194 239V241L192 243H194V245H196L197 247L199 245L200 246L204 245V251H202L199 255L195 254V255L191 256L190 258H183L179 253L173 252L172 254H170V256H168V258L162 260L163 262H160L159 264H207V263L208 264H212V263H214V264H264V234H260L263 236V238H262V236H258L259 233H255L256 236L254 234L251 236V233H253V227L255 226V222L257 221V220H255L256 219L255 216H257V214L258 215L261 214V212H262V215L264 213V177H263L264 176L263 175V173H264V166H263L264 165V149H263L264 140L260 141ZM205 144L206 143L203 142L202 145L206 146ZM250 145L252 147H250ZM12 146H14V144ZM12 146L10 147L12 149L9 148L10 149L9 153L14 152V147H12ZM84 146L88 147V143L84 144ZM84 146L82 147L83 150L81 149V152L85 151V149H87V148H84ZM199 146H200L199 148H203V146H201V144ZM81 152H80V154H81ZM192 153L194 155V151H192ZM245 153H246V155H245ZM253 156H254V158L251 159ZM188 157H189V161L186 158V161L183 163L185 165H183V166H186V165L188 166V164L190 163L191 156H188ZM247 159H249L250 161L253 160L254 165L251 163L249 164V160H247ZM226 160L230 161L228 158L225 159L224 161H226ZM247 161H248V164L246 163ZM254 161H256V162L254 163ZM243 162H245L246 164ZM262 163H263V165H262ZM243 164L245 166L246 165L247 166L245 167ZM248 165H252V166H249L250 168L252 167L251 171H249L250 169H249ZM186 167H183V168H186ZM242 167H244V168H242ZM246 168L249 170H247ZM219 170L223 171V174L226 171L225 168H224V170H225L224 171L223 169H220V167H219ZM240 172L242 173V176H241ZM240 177H239V180H241ZM245 177H244V179H246ZM260 177H262V178H260ZM242 180H243V178H242ZM257 180H255V181L257 182ZM256 189H259V190L257 191ZM236 190L237 189H235V191ZM255 190H256V192H255ZM246 191H248V193H246ZM232 192H234V191H231L230 197L232 196ZM242 195L240 197H242ZM246 201H248L250 203L251 207L246 206L247 204L249 205V203ZM219 202L221 204L223 203L221 201H219ZM216 203L219 204L220 207L216 206ZM16 206L17 205H15L14 208L18 209L19 207L18 206L16 207ZM216 207H218V208H216ZM14 208H13V210L15 211L16 209H14ZM39 210H43V208H40ZM6 215H7L6 218H8V219L13 218L12 220L15 222V225L16 224L21 225V223H23V218L20 216L17 217L14 214L11 216H9L8 214H6ZM258 218L259 217H257V219ZM212 221H213L212 218H210L209 222L207 224L208 229L212 225ZM221 221H223V222H221ZM251 222H252V225H251ZM208 225H210V226H208ZM249 226H251V227H249ZM248 227L250 229H248ZM248 230L249 231L251 230V232H248ZM248 233H250V236ZM256 237H257V239H256ZM250 238L251 239L253 238V239L251 240ZM169 242H170V240L163 243L161 245V248H164L167 244H169ZM155 250L157 251V250H161V249L156 248ZM144 255H146V254L140 255V257L144 256ZM133 259L136 260V259H138V257L133 258ZM133 259L130 258L128 260H125V262L121 263V264H127V262H129V260H133ZM210 262H212V263H210Z\"/></svg>",
    "mask_w": 264,
    "mask_h": 264
},
{
    "label": "clouds",
    "instance_id": "9594fccd",
    "mask_svg": "<svg viewBox=\"0 0 264 264\" xmlns=\"http://www.w3.org/2000/svg\"><path fill=\"white\" fill-rule=\"evenodd\" d=\"M157 139L159 142L154 143L153 147L155 148V160L160 166L171 165L191 155V148L179 143L176 137H166L158 133ZM203 139L209 150L215 147V144L207 137H203Z\"/></svg>",
    "mask_w": 264,
    "mask_h": 264
}]
</instances>
